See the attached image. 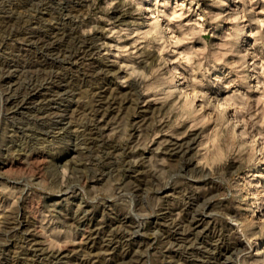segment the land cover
Listing matches in <instances>:
<instances>
[{
	"label": "rangeland",
	"instance_id": "1",
	"mask_svg": "<svg viewBox=\"0 0 264 264\" xmlns=\"http://www.w3.org/2000/svg\"><path fill=\"white\" fill-rule=\"evenodd\" d=\"M225 263L264 264V0H0V264Z\"/></svg>",
	"mask_w": 264,
	"mask_h": 264
},
{
	"label": "bare ground",
	"instance_id": "2",
	"mask_svg": "<svg viewBox=\"0 0 264 264\" xmlns=\"http://www.w3.org/2000/svg\"><path fill=\"white\" fill-rule=\"evenodd\" d=\"M7 24V23H6ZM64 28V27H63ZM70 31V30H69ZM69 31H67V32H69ZM76 32V31H75ZM72 37V36H71ZM206 218V217H205ZM241 245V244H240ZM242 246V245H241ZM224 252V251H223ZM225 253V252H224ZM222 256V255H221ZM224 260V259H223ZM236 260V259H235ZM226 264V263H225Z\"/></svg>",
	"mask_w": 264,
	"mask_h": 264
}]
</instances>
